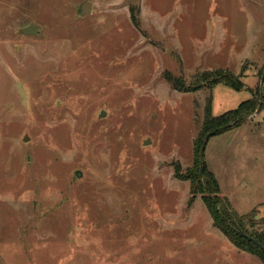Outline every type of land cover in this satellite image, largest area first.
Returning a JSON list of instances; mask_svg holds the SVG:
<instances>
[{"label":"rangeland","instance_id":"obj_1","mask_svg":"<svg viewBox=\"0 0 264 264\" xmlns=\"http://www.w3.org/2000/svg\"><path fill=\"white\" fill-rule=\"evenodd\" d=\"M82 1L0 0V264H264L188 179L209 96L252 99L203 161L264 232V0Z\"/></svg>","mask_w":264,"mask_h":264},{"label":"trees","instance_id":"obj_2","mask_svg":"<svg viewBox=\"0 0 264 264\" xmlns=\"http://www.w3.org/2000/svg\"><path fill=\"white\" fill-rule=\"evenodd\" d=\"M219 72V70H214L210 73H204L202 75V79L210 83L212 86L216 83L222 82L230 87L236 89L240 88V83L237 78L226 72ZM168 80L174 88L178 90L183 89L176 79L169 78ZM210 97L211 96H209L204 106V117L201 131L199 133L200 135H198L194 141V146L198 153V165L196 166V169L191 170V174L188 177L190 180L191 194L194 195L198 186L200 188V192L202 193V201L211 217L212 225L217 228L235 247L259 257L262 262H264V250L259 248L251 240L241 235L238 231L242 230L244 233L257 239L264 245V232H258L255 230L249 231L247 228L248 226L252 227L255 223L254 217L256 216L257 209H252L242 215L237 214L230 208L227 200L220 195L218 181L214 174L207 169L204 161L203 174H199V148L206 132L222 127L216 130L215 133H218L235 127L243 119V116H248L252 113L254 109V102L252 99H246L241 101L234 109L227 110L219 115H212L210 109ZM176 173L177 171L175 174ZM192 200V197H190V201Z\"/></svg>","mask_w":264,"mask_h":264},{"label":"water","instance_id":"obj_3","mask_svg":"<svg viewBox=\"0 0 264 264\" xmlns=\"http://www.w3.org/2000/svg\"><path fill=\"white\" fill-rule=\"evenodd\" d=\"M90 9H91V2L89 0H83L80 3V5H79L78 14L79 15L86 14V13L90 12ZM18 30H19V32H22V33H34L35 32V27H34L33 24H28L26 26L20 27ZM260 83L261 84L264 83V65H263L262 72H261V76H260ZM262 95H263L262 92H260L259 101H258V106H257L256 112L260 110L261 101H262ZM102 114H104V111L103 110L100 113V115H102ZM220 128H222V127H219L217 129H220ZM216 130L213 129V130H210V131L206 132V134L204 135V137L202 139V143H201L200 148H199V174L200 175L203 174V170H204V164H203V160L202 159H203V153H204L205 145L207 143L208 138L211 135H213L216 132ZM25 137H27V136H25ZM25 137H24V140H25ZM76 174L79 175L80 174V171L77 170L76 171ZM238 231H239V233L241 235H243L247 239L251 240L259 248H261L262 250H264V245L261 242H259L257 239H255L252 236L244 233L242 230H238Z\"/></svg>","mask_w":264,"mask_h":264},{"label":"crops","instance_id":"obj_4","mask_svg":"<svg viewBox=\"0 0 264 264\" xmlns=\"http://www.w3.org/2000/svg\"><path fill=\"white\" fill-rule=\"evenodd\" d=\"M225 141H226V139H225ZM205 165H207V163H205ZM207 167V169L210 171V172H212L213 174H214V176L216 177V179H217V181H218V184H219V187H220V193H221V190H222V188H221V183L219 182L220 181V179H219V177H218V175L216 174L217 173V171H216V169H215V165H214V163H213V160H211V164H209V165H207L206 166ZM228 198V197H227ZM229 200V199H228ZM229 202H230V200H229ZM231 204V203H230ZM241 214V213H240ZM211 218V217H210ZM212 224V223H211ZM262 261V260H261ZM264 263V262H263Z\"/></svg>","mask_w":264,"mask_h":264}]
</instances>
